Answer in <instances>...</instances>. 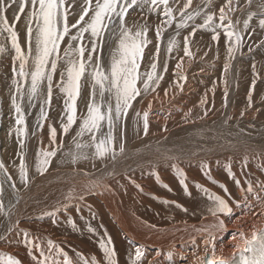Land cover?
<instances>
[{
  "label": "bare ground",
  "instance_id": "6f19581e",
  "mask_svg": "<svg viewBox=\"0 0 264 264\" xmlns=\"http://www.w3.org/2000/svg\"><path fill=\"white\" fill-rule=\"evenodd\" d=\"M257 13L264 12L248 9L246 17ZM218 17L219 13H216L214 22H218ZM15 23L23 34L24 14L21 21ZM188 33L182 34L181 50L171 54L168 72L162 73L164 79L159 88L147 95L142 92L133 101V107L141 112V116L144 111H149L148 135L143 133L142 120L139 125L132 123L130 109L124 137L125 153L119 154L117 146L115 161L97 158L81 160L74 165L70 162L71 157L58 156L52 159L48 171L40 175L35 171L32 145L27 146V158L23 159L30 166V180L27 186L21 185L17 170L21 158L9 154L13 139L8 138L10 146L5 142L6 132L13 123L5 113L10 95L0 90L4 123L0 122V162L13 177L3 185L2 202L6 214H0V253L19 259L21 264H33L20 235L21 230H26L29 238H34L45 248L47 240L51 239L74 261L79 259L77 253L89 260L93 256L99 260L103 256L99 240L111 238L117 264H125L130 258L134 260L137 247L145 250L143 264H204L206 259L228 263L244 248V241L263 227L264 207L257 198L264 202V92L258 90L264 82V63L262 60L242 62L241 58L246 55L242 48L225 73L226 47L220 46L223 35L218 42L211 38L203 42L201 39L211 32L199 29L200 38L190 37L197 50L202 46L204 53L219 49L210 59L209 55L198 58L193 46L194 51L189 48L190 55L184 56L183 38ZM6 35H0V42ZM149 39L152 43L145 55L149 50L155 52L156 40L152 36ZM166 56L160 54L158 65ZM1 58L5 63L4 57ZM144 63L142 60L141 73L147 70ZM177 63H181L180 69H176ZM181 74L186 79H178ZM225 87L228 93L226 106ZM82 95L87 102V94ZM205 96L207 103L201 106L200 100ZM58 101L62 103V98ZM60 108L55 112L48 111L50 119L40 132L39 149L48 147V124L52 118L58 120ZM205 108L209 109L207 116H204ZM186 113H189L187 120ZM75 129L76 125H73ZM116 135H120L119 130ZM65 140L66 135L58 129L57 142L63 141L60 150L66 147ZM6 152L9 154L7 159ZM86 153L91 156L93 152L88 148ZM245 160L247 164L242 166ZM229 162L234 176L241 182L239 187L224 170L223 166ZM174 165L185 174L187 194L178 181ZM202 165H207L216 184L205 176ZM152 173L159 176V183ZM3 179L4 171L0 170V180ZM93 181H98L99 187L89 193L85 185ZM249 182L252 192L247 191ZM12 183L17 186L15 192L10 188ZM221 183L227 193L217 186ZM195 185L221 196L233 209L229 216L219 217L224 220L226 230L214 233V243L209 242V232L202 229L210 228L217 218L207 211L211 201ZM73 188L76 193L84 194L83 201H71L73 205L79 203V211L75 207L61 211L57 213L58 222L53 223L44 213L54 211L57 202H66L65 195ZM68 217L73 219L76 230L68 224ZM89 227L95 232L90 233ZM156 252L161 255H155ZM33 254L38 256L37 252Z\"/></svg>",
  "mask_w": 264,
  "mask_h": 264
},
{
  "label": "snow or ice",
  "instance_id": "6c2138e0",
  "mask_svg": "<svg viewBox=\"0 0 264 264\" xmlns=\"http://www.w3.org/2000/svg\"><path fill=\"white\" fill-rule=\"evenodd\" d=\"M250 2L251 0H249ZM145 5L149 6L147 13L157 14L164 27L173 26L174 11L169 5V0H67V3L66 0H0V35L7 34L5 39L10 40L11 50L14 52L11 79L14 93L11 95L10 101L11 109L14 112V132L20 147L21 162L18 173L21 185L27 186L30 180V166L23 159L27 154L25 141L30 136L40 133L45 122L50 119L48 110L52 106L54 78L57 75L58 82L55 83V88L58 90V98H62L59 118L61 134H69L70 130H73V125H76L73 144L77 151L67 153L71 156L70 162L75 165L80 160H95L97 158L101 160L109 158L115 161L117 146L119 154L125 153L124 137L127 121L130 119V109L133 114L132 123L139 125L142 120L143 133L145 136L148 135L149 111H144L141 116V112L133 107V101L141 96L142 92L147 95L159 88L160 82L164 79L162 73L168 72V60L171 58V54L174 50H181L177 37L180 36L182 29H188L189 23L192 22L191 30L183 38L184 56L190 55L188 47L190 37L198 29L211 32L212 41L218 42L221 39V34L226 38L225 73L237 52L244 47L245 38L236 31L234 22L228 17V12L233 11L232 0H227V3L219 8L218 22H214V11L203 12L202 24L195 23L196 18L202 15L201 9L197 8L192 12L186 11L192 5V0H186L180 10L179 22L175 24V33L169 34L167 38L166 53L168 55L162 64L158 65V57L161 53V24H157L155 29V52L149 50L147 55H145V47L151 43L147 35L149 28L147 23L141 25L135 32L126 25V15L130 16L136 8L143 10ZM158 9L159 13H157ZM20 14H24L26 18V37L23 41L19 39L20 29L15 23L21 21ZM70 16L75 19L70 20ZM252 19V15H249L243 21L244 31L250 30ZM259 28L264 30V17L259 19ZM106 35L112 39L118 38L119 43L116 49L111 48ZM218 51L219 49H217ZM5 52L6 48L0 46V54ZM142 60L145 61L144 68L147 69L143 73H141ZM58 67L60 68L59 73ZM175 67L180 69L181 63H177ZM253 72L255 76V68H253ZM178 79H186V77L181 74ZM138 82L141 85L140 88L137 87ZM254 84L255 79H253ZM86 86L91 88L87 102L82 95ZM177 87L182 88L179 84ZM165 94H167V90H165ZM227 95V87H225V106L227 105ZM250 102L251 93H249ZM206 103L205 96L201 98L200 105L203 106ZM37 108L35 122L30 132L26 118L32 114L33 109ZM208 111L209 109L205 108L204 116L208 115ZM189 113L185 114L186 120ZM117 130L120 132L119 136L116 135ZM12 131L13 128L10 126L9 135L12 134ZM48 133V147H41L36 153L35 171L40 175L48 171L52 158L57 157L63 144V141L57 142V127L48 124ZM86 133L88 142L83 140ZM85 148H94L91 156L82 151ZM246 164L247 160L242 166H246ZM173 167L179 183L185 187L187 194L185 174L177 166ZM201 167L210 182L216 184V181L211 178L210 171L207 170V165ZM223 167L229 178L233 179L239 187L241 182L234 176L230 162ZM0 170L4 171V179L0 180V214H6L2 202L3 185L12 181L13 177L8 175L2 162H0ZM152 175L159 183V176L155 173ZM133 184H135L134 181ZM135 186L139 188V185ZM217 186L227 193L224 184L221 183ZM16 187L15 183L10 184L13 192L16 191ZM96 187H99L98 181L85 185L89 193ZM164 187L167 188V185ZM195 187L203 191L211 201V204L207 206V211L212 217L217 218L210 228L202 229V231L209 232V242L214 243V233L217 230L220 232L226 230L224 220L219 217L229 216L233 209L221 196L209 193L206 189H201L199 185H195ZM247 191H253L250 182ZM65 200L66 202L62 204L57 202L54 211L44 213L53 223L58 222L56 220L57 213L61 211L66 212L71 207H75L79 211V203L73 205L71 201H83L84 194L76 193L73 188L66 193ZM257 200L264 207V202H261L259 198ZM162 202L167 203V201ZM88 207L90 209L91 206ZM177 207L180 206L177 205ZM67 222L73 230H76V224L71 217L67 218ZM88 231L93 233L95 229L89 227ZM20 235L23 237L25 247L29 249L28 255L33 264H117V253L111 247L113 243L111 238L99 240V249L103 253L99 260L95 256L89 260L77 253L79 259L74 261L51 239L47 240L45 248L34 238H29L28 231L21 230ZM240 235L242 237V234ZM244 244L239 259H233L230 264H264V232L253 234L251 239L244 241ZM213 251H215L214 247ZM34 252H37L38 256L33 254ZM155 255L160 256L161 253L156 252ZM143 258H145V250L142 247H137L135 259L130 258V261H125V264H143ZM168 259H172L171 253L168 254ZM0 264H21V261L11 255L0 253ZM204 264H214V261L206 259ZM218 264H226V261L220 260Z\"/></svg>",
  "mask_w": 264,
  "mask_h": 264
},
{
  "label": "rangeland",
  "instance_id": "374dc122",
  "mask_svg": "<svg viewBox=\"0 0 264 264\" xmlns=\"http://www.w3.org/2000/svg\"><path fill=\"white\" fill-rule=\"evenodd\" d=\"M66 3H67V0H66ZM184 3H186V0H169V5L173 8V11H174V23H173L172 27H164L162 24V20L158 18L157 14H148L147 9L149 6H147V5L144 6L143 10H141L140 8H136L134 11L130 10V11H132V14L130 16L126 15V18H125L126 19V25L129 28H131V30L133 32H135V31L139 30L141 25L147 23V25L149 26L148 34H147L148 38H150V36H152L154 39L155 38L156 25L161 24L162 39L160 41V44H161V53L160 54H162L164 56L168 55L166 53L167 38L169 37V34L175 33V24L179 22L180 10L182 9V5ZM226 3H227V0H192V5L188 9H186V11L192 12V11L196 10L197 8H200L202 15L200 17L196 18L195 23L202 24L203 23V12L211 13L214 11L215 14L219 13V8L224 6ZM232 8H233V11L228 12V17L230 18L231 21L234 22V27H235L236 31L240 32L242 34V36L245 38L243 50L246 51V55L241 58V61L245 62V63H257V62H260L262 60V63H264V30L259 28V19L264 17V13L253 14L252 15L253 19L250 21V30H248V31L243 30V21L248 18V17H246L247 10L250 9V10H255L256 12H264V0H251L250 3H249V0H232ZM26 11H28L27 8H26ZM157 13H159V9L157 10ZM20 15L22 16L23 14H20ZM238 16H240V18H237ZM138 17H140V18H138ZM10 19H11V17H10ZM74 19H75V17L70 16V20H74ZM214 19H215V17H214ZM235 22H238V23H235ZM191 26H192V22L189 23L188 29H182L181 30L180 36L177 37L178 43H180V41L182 40V34L187 33L191 30ZM18 35H19V39L21 41H23L26 37V27H25L24 33L21 34L19 32ZM210 35H212V33H210ZM210 35H208L205 39H201V41L204 40L203 42H205L206 39L211 38ZM201 36L202 35L199 33V29H198L195 31V33L191 37L200 38ZM224 38L225 37L223 36L222 45H220V46H223V48H224V46L226 47V43L224 42V40H225ZM106 39L109 40V43H110L111 48L113 50L118 47V43H119L118 38L112 39V38L107 37V35H106ZM151 43H152V40H151ZM151 43H149L145 47V51ZM0 46H4L6 48V52L4 54H0V63L2 65V66L0 65V72L2 73V75H0V83H1L0 84V90L2 92L8 93L10 95V98H11V95L14 93V89H12V86H11V79L13 76V72H12L13 59H12V57L14 56V52L11 50L10 40H6L4 38L2 40V42H0ZM192 46L194 48L195 44L192 43V41H190L188 47L191 49ZM62 47H63V44H62ZM195 48H196L195 54L198 53L197 54L198 58H205V57H208V55H209V58L210 57L213 58L212 55H217L216 50H211L210 53L205 52L206 53L205 54L204 51L201 50L202 46H199L198 50H197V47H195ZM194 49H193V51H194ZM198 51H200V52H198ZM1 57H4L5 63L2 62ZM17 64H18V62H17ZM59 71H60V68L58 67V73H59ZM56 82H58V75H57V77L54 78V95H53V100H52V106L48 110L50 112H55L56 110H58L62 106V103H59V101H58V90L55 88ZM90 83L91 82L89 81V84ZM139 84L140 83L138 82V85ZM258 90H261V91L259 92ZM258 90H256V92H259V93L264 92V82L260 83V87L258 88ZM90 92H91L90 86H86V87H84L82 94L86 93L87 97H90ZM10 98H9V103L5 109V113L8 115V117L13 122L12 123L13 131H12V134L9 135V129L7 130L6 135H5V142H6V146H10L8 144V138H12L14 143L12 146H10V148L12 150L10 151L9 154L15 155L17 158H21V156L19 155L20 147H19V144L17 142V137H16L15 132H14V126H15L14 112L11 109ZM97 99H98V96H97ZM2 101H3V99L1 98V95H0V102L3 103ZM78 102H79V99H78ZM1 103H0V118H1L0 122L3 123L2 115H1V110H2ZM78 105H79V103H78ZM37 111H38V108L33 109L32 114L28 115L26 118L30 132H31L32 126L34 125L35 115H36ZM60 116H61V113L57 116V119H58L57 121L54 118H52L51 122H50V124L57 127V130L58 129L60 130V128H59ZM3 125H4V123H3ZM40 135H41V133H38L36 136H30V138H28L25 141L26 148H27V146L32 145V153H33V158H34L35 162H36V153L39 150V146H38L37 142L39 141ZM65 135H66V140H65L66 147L64 149L58 151L57 157L58 156L71 157L67 153H69L70 151L75 153L77 151L75 149L74 144H73L74 130H70V133L65 134ZM83 140H84V142H88V134L87 133L84 135ZM87 149L88 148H85L82 151L84 153H86ZM91 150H92V152H94V148H91ZM9 154L6 152V159H7V156ZM23 158H27V154ZM54 158H56V157H54ZM54 158H52V159H54ZM18 169H19V167H18Z\"/></svg>",
  "mask_w": 264,
  "mask_h": 264
}]
</instances>
